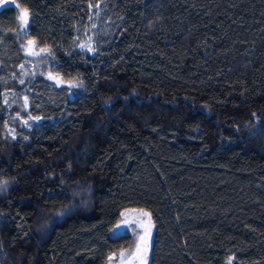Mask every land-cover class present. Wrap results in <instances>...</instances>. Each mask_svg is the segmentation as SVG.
Segmentation results:
<instances>
[{"label":"trees","instance_id":"1","mask_svg":"<svg viewBox=\"0 0 264 264\" xmlns=\"http://www.w3.org/2000/svg\"><path fill=\"white\" fill-rule=\"evenodd\" d=\"M15 5L0 88L29 90L40 119L25 128L0 95V264H108L132 245L110 234L128 209L151 218L149 264H264V0ZM90 21L93 56L77 50ZM28 39L80 87L45 69L21 84Z\"/></svg>","mask_w":264,"mask_h":264},{"label":"rangeland","instance_id":"2","mask_svg":"<svg viewBox=\"0 0 264 264\" xmlns=\"http://www.w3.org/2000/svg\"><path fill=\"white\" fill-rule=\"evenodd\" d=\"M5 4V0H0V5H4ZM94 18V13L92 14ZM92 21V20H91ZM90 24L89 26H87L79 35V40H78V44H77V50L82 52L83 54L86 55H90L93 56L95 55V44H94V25ZM21 23V22H20ZM22 30V28H21ZM24 30V28H23ZM89 37L91 39H89ZM28 41L24 44L23 50L24 53L26 55V63L23 65V72H22V76L20 78L21 80H25V78L27 76H32L34 75L37 71L41 72L44 69L45 71V75L49 76V73H51L50 71L48 72L47 69H49L50 65H51V60L45 55L44 51L42 52L41 49L36 48L35 45H32V51L35 53H38V55H32L29 52V45H28ZM91 45V47L94 49V51H87L86 48H81L80 45ZM53 76H56L54 73H51ZM57 77V76H56ZM58 78V77H57ZM59 79V78H58ZM51 81H54L52 79H50ZM60 80V79H59ZM62 81V80H60ZM56 83V81H54ZM64 82V81H63ZM1 84V81H0ZM57 85H74V82H69V83H56ZM6 86H3V89L0 88V95L3 96V100H7V106H8V111L10 110V108L15 107L16 111L13 113V118H16L21 125H23L25 128H29L28 126L23 124V121L27 120L28 123L30 125H32L33 120L30 119L31 117H34L33 115H31V113L29 112V98H30V91L27 89H23V90H16L15 88H5ZM27 96L28 97V107L27 110H25V101H24V97ZM10 129L12 130L11 132L9 131V134L14 135L15 133H13L14 131V127L10 126ZM9 129V130H10ZM144 213H146L147 215H144ZM122 219H127L130 221H135L136 219H140L142 221V227H138L135 226V224H133V226H131L129 228V230L127 232H119L116 235H113L112 232L110 233L112 236H118L121 233H129L132 237V245L124 250H121L117 253H113L114 258L112 259V261H109L108 264H141V260L139 258L136 257H130V254L135 251L136 249V245L137 242L139 241V237L140 236H144L145 240L147 241V251L145 254V260H146V264H149V251H150V247H151V242H152V233H153V227H152V221L151 218L148 214V212L144 211V210H137V209H128L125 210L122 214V217L119 221V223L121 222ZM118 223V224H119ZM141 247H145L144 244H141ZM124 253L123 258H121V253ZM112 254V255H113Z\"/></svg>","mask_w":264,"mask_h":264},{"label":"snow or ice","instance_id":"3","mask_svg":"<svg viewBox=\"0 0 264 264\" xmlns=\"http://www.w3.org/2000/svg\"><path fill=\"white\" fill-rule=\"evenodd\" d=\"M5 3L8 4L9 7H19L18 5H15V0H5ZM89 7L91 8L92 5L90 4ZM97 9H99V5L97 4L95 6ZM3 8V5H0V9ZM99 13L97 12V15ZM29 16H30V12H29V9L26 8V7H22L20 8V14H19V17H18V20L21 22V25H22V30L25 26H27L28 24V21H29ZM89 39H91L89 37ZM35 44V41L34 40H29L28 41V45H29V52L30 54L32 55H38V53H35L32 51V45ZM81 48H86L87 51H94V49L91 47V45H83L81 44L80 45ZM41 51H45V49H41ZM23 67V66H21ZM49 79H52L54 81H56V83H64L63 81H60L56 76H53L51 73H49V76H48ZM21 84L24 83L23 80L20 81ZM71 86H74V87H80L79 84H75V85H71ZM126 99V98H125ZM24 101H25V110H27V107H28V97L25 96L24 97ZM5 104H7V100L4 101ZM255 116V113L253 114ZM30 119L33 120V121H37L40 119V117H31L30 116ZM23 124L28 126V127H31V125L28 123L27 120L23 121ZM10 132L12 131L11 129L9 130ZM12 139H15V135H12L11 137ZM24 139H27V137H24ZM8 183L9 181L5 180V181H2L0 182V193H3V192H6L7 191V186H8ZM67 211V209H65L64 211H58L56 213H54V215L56 217H62L65 212ZM144 215H147L146 213H144ZM133 224H135V226H138V227H142V221L140 219H136L134 222L133 221H130V220H127V219H122L121 222L119 224H117L112 230V234L113 235H116L117 233L123 231V232H127L129 230V228L131 226H133ZM141 244H144L145 247H141ZM147 241L145 240V237L144 236H140L139 237V241L137 242V245H136V249L135 251H133L131 254H130V257H136V258H139L141 260V264H146V260H145V254H146V251H147ZM114 255H110L108 256V260L109 261H112V259L114 258ZM121 258H123L124 256V253L122 252L121 254ZM232 261H233V257L232 256H229L228 258V262L227 264H232Z\"/></svg>","mask_w":264,"mask_h":264}]
</instances>
